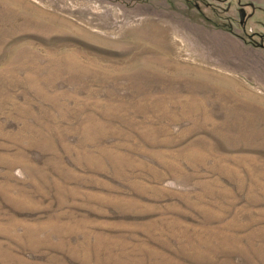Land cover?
<instances>
[{
    "label": "rangeland",
    "instance_id": "obj_1",
    "mask_svg": "<svg viewBox=\"0 0 264 264\" xmlns=\"http://www.w3.org/2000/svg\"><path fill=\"white\" fill-rule=\"evenodd\" d=\"M255 33L264 0H0V264H264Z\"/></svg>",
    "mask_w": 264,
    "mask_h": 264
},
{
    "label": "flooded vegetation",
    "instance_id": "obj_2",
    "mask_svg": "<svg viewBox=\"0 0 264 264\" xmlns=\"http://www.w3.org/2000/svg\"><path fill=\"white\" fill-rule=\"evenodd\" d=\"M238 12H239V22L242 24L244 21H246V14H245V12L243 10L241 11V13H242V20H241L240 9H239ZM255 34L259 35L257 33H255ZM259 37H260L261 40H264V35H259ZM255 44H257V43H255ZM262 45H263L262 42H258V46H262Z\"/></svg>",
    "mask_w": 264,
    "mask_h": 264
},
{
    "label": "water",
    "instance_id": "obj_3",
    "mask_svg": "<svg viewBox=\"0 0 264 264\" xmlns=\"http://www.w3.org/2000/svg\"><path fill=\"white\" fill-rule=\"evenodd\" d=\"M241 11H242V10L240 9V14H241V20H242V13H241Z\"/></svg>",
    "mask_w": 264,
    "mask_h": 264
}]
</instances>
